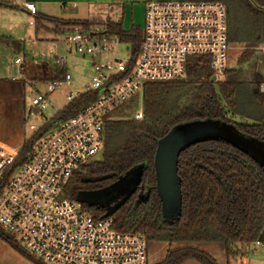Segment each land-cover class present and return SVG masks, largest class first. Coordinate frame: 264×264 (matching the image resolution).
Listing matches in <instances>:
<instances>
[{
  "label": "trees",
  "instance_id": "trees-1",
  "mask_svg": "<svg viewBox=\"0 0 264 264\" xmlns=\"http://www.w3.org/2000/svg\"><path fill=\"white\" fill-rule=\"evenodd\" d=\"M186 1L217 2L226 9L229 50L223 77L211 81L209 59L191 57L184 80L145 85L142 120L128 119L129 115L123 112L134 106L138 97L130 106L116 107L112 114L117 119L104 123L100 160L80 165L63 187L61 197L77 201L80 193L110 187L141 166L135 192L108 216L116 230L140 234L146 243L179 245L168 250L160 264H215L193 245L221 244L226 257L255 242L264 246V163L222 139L188 144L176 159L179 211L167 218L156 191L154 157L158 142L174 128L206 120L232 126L264 149V93L253 92L264 84V0ZM38 18L61 24L65 29L71 25L86 29L102 26L103 31L97 33L100 39L118 38L129 44L134 53L141 42L140 29L124 31L120 23ZM66 72L64 67H56L51 81L62 80ZM91 100L87 94L82 96L67 104L51 121L73 118ZM30 142L19 150L14 166L25 160ZM91 179L102 180L90 182ZM81 207L95 219L107 214L98 205ZM0 238L35 264H42L1 233Z\"/></svg>",
  "mask_w": 264,
  "mask_h": 264
},
{
  "label": "built area",
  "instance_id": "built-area-1",
  "mask_svg": "<svg viewBox=\"0 0 264 264\" xmlns=\"http://www.w3.org/2000/svg\"><path fill=\"white\" fill-rule=\"evenodd\" d=\"M13 1L22 3L29 18H36L34 3ZM27 25L34 23L29 20ZM140 31L137 53L130 46L129 60L123 63L113 56L118 38L100 39L80 25L68 26L65 43L70 51L89 59L92 77L83 90L70 91L65 99L70 104L87 94L92 100L73 118L47 121L18 166L14 165L19 151L0 148V233L12 240L18 237L22 249L39 262L148 264L143 236L116 230L108 217L84 214L77 201L61 197L62 189L80 165L101 154L104 123L117 119L112 114L116 107L130 106L138 97L123 112L128 119L142 120L145 85L184 80L191 57L208 58L212 77H223L229 50L227 13L217 2L147 1ZM15 64L21 65V60ZM55 65L65 68V58ZM66 71L62 80L47 85V92L71 87L73 78ZM259 90L264 93V84ZM31 105L41 117L48 107L45 95L35 96ZM251 246L263 247L260 242Z\"/></svg>",
  "mask_w": 264,
  "mask_h": 264
},
{
  "label": "rangeland",
  "instance_id": "rangeland-1",
  "mask_svg": "<svg viewBox=\"0 0 264 264\" xmlns=\"http://www.w3.org/2000/svg\"><path fill=\"white\" fill-rule=\"evenodd\" d=\"M92 1L90 5L78 8L73 16L79 19L76 21H110L120 23L124 31H130L141 30L144 23L143 4L155 0ZM45 14L50 17L57 16L52 13ZM29 20L34 26L27 25ZM64 30L65 27L61 24L46 19L29 18L15 7L13 0L0 1V148L18 152L28 141L34 139L36 131L67 105L65 98L70 91L83 90L90 83L91 62L68 49ZM86 30L101 33L103 27L94 26ZM129 51V44L120 42L115 46L113 56L125 63L129 60ZM62 57L65 58V69L73 78L72 85L70 88L61 86L53 92H47V85L52 82V73L56 68V60ZM16 59L21 60V65L15 64ZM37 95H45L48 104L41 117L35 114L31 105L32 99ZM177 128L182 132V148L195 141L216 138L230 142L258 161L264 160V149L257 141L240 134L225 123L206 120ZM100 155L97 154L93 160H100ZM120 192V189L113 190L110 186L85 194V201L105 208L108 213L120 201ZM80 208L82 211V207ZM178 211L179 204L171 206L170 212ZM12 241L24 248L18 237ZM193 247L209 255L215 264H264V246L258 249L250 246L236 251L231 257L225 256L221 244H195ZM177 248L179 245L176 244L147 243V263L160 264L168 250ZM42 264L48 263L43 261ZM184 264L198 263L187 261Z\"/></svg>",
  "mask_w": 264,
  "mask_h": 264
},
{
  "label": "water",
  "instance_id": "water-1",
  "mask_svg": "<svg viewBox=\"0 0 264 264\" xmlns=\"http://www.w3.org/2000/svg\"><path fill=\"white\" fill-rule=\"evenodd\" d=\"M211 81L214 82L215 78L212 77ZM259 91V89L253 90L254 93H258ZM183 148L182 132L176 127L165 138L158 142L154 157L156 191L162 204L163 214L167 218H172L178 214V212H170V208L171 206L179 204L178 185L176 182V159ZM260 162L264 163V160ZM141 171L142 167L138 166L111 186V189L113 190H121L119 193L121 199L115 207H112L108 213L106 212L107 214L105 217L111 215L131 194L135 192ZM100 180L102 179H91L90 182ZM85 194L91 193H80L77 197V202L88 206L95 205L85 201ZM170 200L172 201L170 202ZM4 237L12 240L10 235H4Z\"/></svg>",
  "mask_w": 264,
  "mask_h": 264
},
{
  "label": "crops",
  "instance_id": "crops-1",
  "mask_svg": "<svg viewBox=\"0 0 264 264\" xmlns=\"http://www.w3.org/2000/svg\"><path fill=\"white\" fill-rule=\"evenodd\" d=\"M29 1L34 3L36 7L37 10L36 18L44 17V18H50L63 22L79 20L73 17L74 14L77 12L78 8L86 4L90 5V3L93 2L92 0H29ZM4 3H6V1H4ZM14 3L16 8H18L20 11L25 13L22 8L21 2L18 3L14 2ZM45 13H52V15H57V16L50 17L47 16ZM27 255L30 256L29 254ZM35 260L38 261L37 259ZM0 264H35V263L31 261L27 256L15 250V248L12 245H10L9 243H7L6 241L0 238Z\"/></svg>",
  "mask_w": 264,
  "mask_h": 264
}]
</instances>
